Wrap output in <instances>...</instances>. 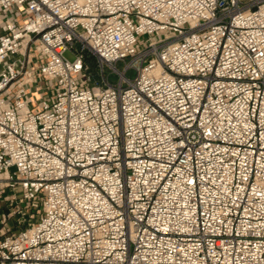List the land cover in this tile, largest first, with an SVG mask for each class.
<instances>
[{
	"label": "built area",
	"instance_id": "2783aa9c",
	"mask_svg": "<svg viewBox=\"0 0 264 264\" xmlns=\"http://www.w3.org/2000/svg\"><path fill=\"white\" fill-rule=\"evenodd\" d=\"M0 264H264V0H0Z\"/></svg>",
	"mask_w": 264,
	"mask_h": 264
},
{
	"label": "rangeland",
	"instance_id": "374dc122",
	"mask_svg": "<svg viewBox=\"0 0 264 264\" xmlns=\"http://www.w3.org/2000/svg\"><path fill=\"white\" fill-rule=\"evenodd\" d=\"M67 58H69L70 60H74V58H75V56L72 54V53H67ZM91 69H92V72H93V74H95L97 77H99L100 78V69L97 67V65H96V62L95 61H91ZM118 69L119 70H123L124 69V63L123 62H120L119 64H118ZM106 73L107 74H109L110 73V71L107 69L106 70ZM134 72L133 71H130L129 73H128V77L129 78H133L134 77ZM118 81V77L117 76H113L112 78H111V82L112 83H116ZM18 217H16L15 219H14V223H15V225H16V228L17 227H19V221H18V219H17Z\"/></svg>",
	"mask_w": 264,
	"mask_h": 264
}]
</instances>
